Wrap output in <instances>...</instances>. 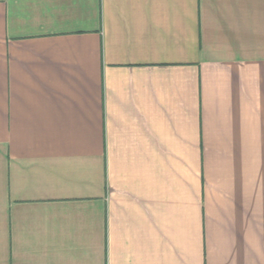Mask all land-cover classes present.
<instances>
[{"label":"crops","instance_id":"1","mask_svg":"<svg viewBox=\"0 0 264 264\" xmlns=\"http://www.w3.org/2000/svg\"><path fill=\"white\" fill-rule=\"evenodd\" d=\"M0 264H264V0H0Z\"/></svg>","mask_w":264,"mask_h":264}]
</instances>
